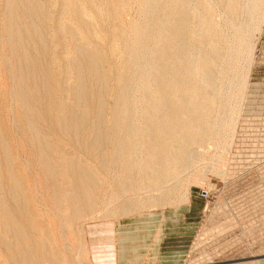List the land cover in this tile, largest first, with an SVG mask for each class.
Returning a JSON list of instances; mask_svg holds the SVG:
<instances>
[{
  "label": "bare ground",
  "instance_id": "6f19581e",
  "mask_svg": "<svg viewBox=\"0 0 264 264\" xmlns=\"http://www.w3.org/2000/svg\"><path fill=\"white\" fill-rule=\"evenodd\" d=\"M56 1L63 4V0ZM65 1L70 5L61 7L59 13L67 21L56 22L58 11L51 12L47 0H0L4 19L0 45L4 44L8 61L15 62L11 69L12 61L11 66L5 65L10 66L12 79L7 77L6 83L12 81L13 85H4L13 88L8 94L12 93L23 111L18 121L30 137L35 150L34 154L30 145L31 155H35L32 159L36 158L42 173L35 171L53 188L54 204L67 219L77 221L95 211L103 181L100 174L109 173L114 162L124 170L117 185L121 193L153 190L155 185H163L167 175L187 170L191 163L188 156L195 154V147L227 127L228 115L220 116L218 104L224 98L222 85L242 74L240 65L251 67V34L259 25L263 0H221L223 23L216 28L211 25L205 35L194 27L212 16L211 0H145L143 11L148 18L145 15L142 28L134 25L127 29L116 23L111 32L106 26L116 20L112 9L121 12L132 0H93L90 7L88 0ZM189 2L194 3L192 11L186 9ZM225 30L232 31L233 41L225 38ZM154 37L159 42L152 44ZM123 51L127 54L121 56ZM61 57L66 58V64L54 75V61L57 64ZM57 76L65 80L63 85L55 83ZM120 87L138 89L133 100L146 110L130 121V95L122 96L117 103L123 107L118 105L115 110L112 130L107 116L109 101ZM7 116L0 110V257H5L7 264H67V248L53 244L56 224L53 229L34 215L36 206L30 202L6 135ZM48 133L68 138L84 156L55 149ZM116 140V148L111 149ZM137 151L141 158L133 160ZM89 159L95 160L96 168ZM147 160L143 170L133 171ZM62 173L64 189L59 179ZM154 200L146 195L138 202L148 205Z\"/></svg>",
  "mask_w": 264,
  "mask_h": 264
},
{
  "label": "rangeland",
  "instance_id": "374dc122",
  "mask_svg": "<svg viewBox=\"0 0 264 264\" xmlns=\"http://www.w3.org/2000/svg\"><path fill=\"white\" fill-rule=\"evenodd\" d=\"M144 1L145 0H132L125 8L123 7L124 9L121 12H119L118 8L117 11L116 8H114V10L112 9L111 15L114 14L113 16L116 20L115 22L107 23V32L116 29L117 24L127 29L133 28L134 25L142 28V24H144L148 18V15L143 11V6L147 0L145 3ZM47 2H50L47 7L51 12L58 11L56 22L58 20L66 22L67 17L59 13V9H61V7L68 8L70 2L63 0L62 5L57 3L56 0H47ZM91 3H93V0H88L87 6L90 7ZM186 5V9L190 11L194 10L192 8L195 7L193 2H189ZM208 7H211L212 16L210 18L207 17V21L200 22L194 27L197 33H199L198 30L201 29L200 33H204L203 35L207 34L208 28L211 27V25L214 26L216 23L214 27L212 26V28H216L217 25H222L224 20H222L223 5L221 0H211ZM214 13H216V16ZM260 13V26L258 25L251 34L253 46L251 49L252 52L250 51L251 54L248 55L252 62L251 67L246 68L245 66L243 69L245 64L240 65L238 71L242 72V74H239V77L236 76V79L233 77V82L232 80H228V82L224 81V85H222V90L225 94L223 93L222 96H224V98L222 97L218 104L221 107L220 116L228 115L226 119L227 127L219 132L216 131V134H213L214 136L212 138L205 140L203 145L195 147V154L192 153L188 156V159L190 158L191 160V163L188 165L190 170L187 168V170L181 174H176L177 176L174 174L167 175L162 182L163 185H160L161 187L155 185L153 190L150 188H139V190L134 189L121 193L119 189H117V185L124 170L119 164L116 165L117 162H114L113 168L109 173L100 174L103 181L99 189L100 191L96 194L98 207L96 206L94 212L91 214L88 213L77 221L67 219L65 212L63 213V211L54 204V190L52 187L48 188V184H46L47 181H45L46 179H43L40 175L42 170L41 167L38 166L36 158L32 159L35 157V155H31L33 154L34 146L30 143V137L27 136L28 134L23 130V127L21 128L23 125L18 121V117H20V113L23 111L17 107V100L14 99V96L12 97V93H10V95L8 94L9 91L12 92L13 88L10 85L9 87L6 86L12 82L6 83V79L8 77L7 80H9L11 77L10 69L15 65V62L14 60H9L13 63L11 64L12 66L10 65L6 48L3 47L4 44L0 45V53H3L7 57L4 56V58L3 54L0 55V110L4 117L8 115L5 126L7 129L6 135L10 141V146L18 165L17 171L24 181L26 190L30 196L31 204L36 206L35 208L37 211L36 213L34 212L35 217L37 219H44V221L46 220L47 225L49 223V225H52V228L56 224L55 227L57 230L53 228L56 232L52 230L54 233L51 234L53 244L58 249L64 250L67 248L66 255L68 257H65L67 264H94L90 255L89 241L86 234L92 222L98 220L117 222L126 217L150 212L152 210L162 211L174 210L177 208L186 210L187 205H191L193 209L198 210V212L195 213V217H191L193 218L191 221L192 223L190 222L185 231L181 233L182 237L185 239L183 241V243H185V256L179 264H264V0ZM220 14H222V17H220ZM145 15H147V18ZM96 17L97 16H94V20ZM169 18H171V16L169 17L168 14V21H170ZM3 20L0 12V38H2L3 35ZM210 20L211 22H209ZM213 22L214 24H212ZM113 23L117 24L113 27ZM206 24H208V26H205ZM205 29L207 30L205 31ZM231 32V30L224 31L225 38L228 37L227 40L234 39ZM158 42L159 38L154 37L152 44ZM126 54L127 53L124 51L121 52V56ZM245 57H247V55ZM239 59L237 61H241V58ZM57 62L56 64L54 61V75L59 73L57 70L60 66L62 67L66 64V58L61 57ZM7 64L11 67H6L5 65ZM198 71L199 70H197V72ZM64 81L65 80H62L60 76L55 78V83L59 82V85H63L65 83ZM234 82L236 84H234ZM237 82L240 83L238 84ZM243 82H246V85H243ZM225 84H227V86ZM11 85H13V82ZM243 86L246 87L244 88ZM126 93L129 94L126 95ZM136 93H138V89L135 87H131L128 91L121 87L116 88V95L110 98V109L107 114L112 130H115V122H113V116L115 117L117 114L115 110L119 108V106L123 107V105L117 103L119 101L118 99L122 96L128 97L130 95L128 97L130 101L128 104V113L131 115L128 114L130 121H136L135 119L146 110L144 107H137L138 104H136V99L134 98L133 100ZM11 100L14 101L12 102ZM221 104L223 105L221 106ZM116 105L119 106L116 107ZM12 106L15 108L14 112H12ZM14 115L19 116L16 117ZM14 125H17V130ZM18 130L24 133L20 134ZM48 134L51 138V145L55 149L67 150V152L78 157L84 156L81 150L79 151L80 148L71 144L67 140L68 138H61L62 136H60L59 133ZM27 140L29 145L25 142ZM117 143L118 140H116L115 143L113 142L111 144V149L114 147L116 148ZM199 151L200 154H198ZM139 153L140 152L137 151L135 154L136 156L132 154V159H140L141 155L139 156ZM93 160L94 159H89V163L96 168L97 163ZM29 161L34 162L29 163ZM147 161L146 164L135 167L133 171L137 172V170H143L149 164V160ZM27 162L30 166H27ZM33 165H36V167ZM35 169L38 173L40 171L41 173H36ZM63 177L64 174H60L59 179L62 183L61 187L64 189L67 185ZM37 178L39 179L37 180ZM115 193H120V197L118 194V196H116ZM143 195H152L155 200L148 205L138 202L139 197L141 199V197H144ZM37 198L38 200H36ZM195 205L197 207H195ZM190 209L193 211L192 208ZM52 212H54V215ZM61 217L63 218L62 222ZM59 220L61 225L58 222ZM57 223L59 224L57 225ZM64 223H66L67 226ZM62 225L63 229L67 228L68 230H62ZM55 241H57V245ZM0 259L2 264H7V259L5 257L1 256Z\"/></svg>",
  "mask_w": 264,
  "mask_h": 264
},
{
  "label": "crops",
  "instance_id": "0c3cea01",
  "mask_svg": "<svg viewBox=\"0 0 264 264\" xmlns=\"http://www.w3.org/2000/svg\"><path fill=\"white\" fill-rule=\"evenodd\" d=\"M186 208L92 222L86 234L94 264L181 263L185 256L181 233L198 212L191 205Z\"/></svg>",
  "mask_w": 264,
  "mask_h": 264
}]
</instances>
